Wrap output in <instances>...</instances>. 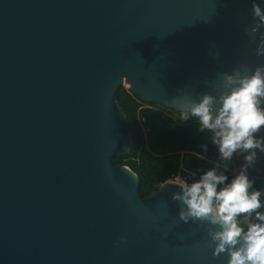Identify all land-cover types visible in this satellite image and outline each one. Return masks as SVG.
Listing matches in <instances>:
<instances>
[{"label":"water","instance_id":"95a60500","mask_svg":"<svg viewBox=\"0 0 264 264\" xmlns=\"http://www.w3.org/2000/svg\"><path fill=\"white\" fill-rule=\"evenodd\" d=\"M252 3L0 0V264H227L207 224L178 220V187L142 198L115 163L131 147L115 96L185 113L264 65Z\"/></svg>","mask_w":264,"mask_h":264},{"label":"clouds","instance_id":"9594fccd","mask_svg":"<svg viewBox=\"0 0 264 264\" xmlns=\"http://www.w3.org/2000/svg\"><path fill=\"white\" fill-rule=\"evenodd\" d=\"M261 3L253 0V22L245 29L248 45L256 44L257 56H264ZM218 92L216 96L205 93L198 103H189L184 115V119L189 113L197 118L200 132L213 134L218 160L192 182L176 175L165 179L160 188H179L171 197L180 205L179 221H199L197 229L208 225L206 246L213 249V257L226 254L227 264H264V190H257L248 175L257 163V154H264V136L260 135L264 132V65L224 74ZM202 148L207 151V145ZM238 154L243 155L244 163L229 181L226 173ZM189 177L195 178L196 173ZM122 242L123 237L115 246Z\"/></svg>","mask_w":264,"mask_h":264},{"label":"trees","instance_id":"16d2710c","mask_svg":"<svg viewBox=\"0 0 264 264\" xmlns=\"http://www.w3.org/2000/svg\"><path fill=\"white\" fill-rule=\"evenodd\" d=\"M115 101L126 116L131 147L127 155L114 157V161L138 176L142 198L153 194L165 179L176 175L192 182L218 160L213 134L200 132L197 118L190 113L184 119L185 113L145 103L125 87L118 90ZM203 145H207L206 152ZM243 163V155L233 158L226 173L229 181ZM192 172L196 173L195 178L189 177ZM248 175L257 190H264V160L250 168Z\"/></svg>","mask_w":264,"mask_h":264},{"label":"rangeland","instance_id":"374dc122","mask_svg":"<svg viewBox=\"0 0 264 264\" xmlns=\"http://www.w3.org/2000/svg\"><path fill=\"white\" fill-rule=\"evenodd\" d=\"M123 87H125L126 89H128V87H126V86H123ZM257 155H258V160H257V163L256 164H258L260 161L264 160V154L258 153ZM239 157H240V155L238 154L234 158L235 159H238Z\"/></svg>","mask_w":264,"mask_h":264}]
</instances>
